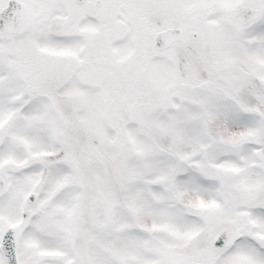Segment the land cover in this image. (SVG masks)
Returning a JSON list of instances; mask_svg holds the SVG:
<instances>
[{"label": "snow or ice", "instance_id": "snow-or-ice-1", "mask_svg": "<svg viewBox=\"0 0 264 264\" xmlns=\"http://www.w3.org/2000/svg\"><path fill=\"white\" fill-rule=\"evenodd\" d=\"M0 264H264V0H0Z\"/></svg>", "mask_w": 264, "mask_h": 264}]
</instances>
